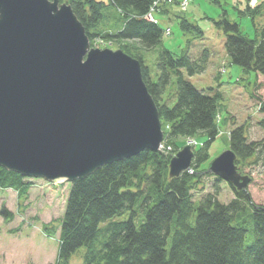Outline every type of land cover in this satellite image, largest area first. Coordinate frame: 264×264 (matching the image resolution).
Segmentation results:
<instances>
[{
	"label": "trees",
	"instance_id": "1",
	"mask_svg": "<svg viewBox=\"0 0 264 264\" xmlns=\"http://www.w3.org/2000/svg\"><path fill=\"white\" fill-rule=\"evenodd\" d=\"M59 1L71 6L90 46L97 39L110 42L141 63L142 79L157 107L164 137L162 150L144 149L69 182L54 264H68L80 247H84L85 264H264V204L229 184L234 198L220 202L219 183L225 181L208 173L222 96L205 94L184 77V72L192 76L205 70L207 52L191 58L185 51L177 55L164 48L151 70L145 64V52L157 48L164 34L158 22L145 18L156 0ZM210 1L222 7L225 0ZM248 1L238 10L251 19L252 37L242 32L237 21L228 19L225 10L218 20L209 19L222 29L223 47L231 62L264 78V27L258 28L255 22L264 0L254 7ZM159 10L168 12L165 6ZM179 25L194 31V38L203 36L201 27L185 17H180ZM258 100L263 114L258 125L264 131V98ZM245 127L234 125L228 132L240 173L248 164L264 166V137L249 139ZM196 136L206 140L193 147L190 167L170 177V159L182 147L176 139ZM204 174L213 176L214 190L195 202L192 191ZM30 184V177L0 166V190L12 189L21 197ZM0 213L11 217L4 206ZM247 231L254 237L250 245H245Z\"/></svg>",
	"mask_w": 264,
	"mask_h": 264
},
{
	"label": "water",
	"instance_id": "2",
	"mask_svg": "<svg viewBox=\"0 0 264 264\" xmlns=\"http://www.w3.org/2000/svg\"><path fill=\"white\" fill-rule=\"evenodd\" d=\"M163 140L141 63L121 49L90 48L71 6L59 0H0V166L69 182ZM189 145L169 176L188 170ZM230 149L208 171L245 190Z\"/></svg>",
	"mask_w": 264,
	"mask_h": 264
},
{
	"label": "rangeland",
	"instance_id": "3",
	"mask_svg": "<svg viewBox=\"0 0 264 264\" xmlns=\"http://www.w3.org/2000/svg\"><path fill=\"white\" fill-rule=\"evenodd\" d=\"M246 4L247 0H225L220 7L210 0H194L184 11L174 3L169 4L168 12L154 13V17L163 30L168 28L170 32L163 34L162 42L157 48L145 52L144 55L145 64L154 70L156 56L164 48L177 55L185 51L191 58H198L203 52H207L208 62L205 70L192 76L184 72V77L203 93L213 95L219 92L222 96L220 120L217 123L218 135L209 147V161L229 148L228 132L234 125L246 124L245 133L249 139L258 140L264 137V131L258 125L263 116L258 110V98H264V78L251 70L245 72L241 66L231 62L223 47L222 29L209 19L218 20L225 10L228 19L237 21L242 32L252 37L254 28L251 19L239 11L244 9ZM108 10L113 12L110 6ZM180 17L198 24L203 30V36L194 38V31L183 30L179 25ZM255 22L258 28L264 27V8ZM90 48L121 49L116 44L100 39L95 40L94 46ZM256 83L258 84L254 87ZM195 139L191 141V145L197 147L206 137L196 136ZM176 140L183 146L189 138ZM207 165L208 163L206 167ZM208 173L211 174L209 171ZM242 173L252 178L247 186L251 199L255 203L264 204V166L260 163L248 164L243 167ZM209 174H204L198 188L192 191L195 202H198L201 196L213 192L215 182ZM30 185L27 193L21 197L12 189L0 190V208L4 206L11 214V217L6 218L0 213V264L55 262L59 222L64 212L69 181L31 178ZM219 186L217 198L220 202L227 203L234 198V192L228 183L220 182ZM253 238L252 231H247L245 245H250ZM83 254L84 247L78 248L70 256L68 264H85Z\"/></svg>",
	"mask_w": 264,
	"mask_h": 264
},
{
	"label": "built area",
	"instance_id": "4",
	"mask_svg": "<svg viewBox=\"0 0 264 264\" xmlns=\"http://www.w3.org/2000/svg\"><path fill=\"white\" fill-rule=\"evenodd\" d=\"M190 0H183L181 6L184 8Z\"/></svg>",
	"mask_w": 264,
	"mask_h": 264
},
{
	"label": "crops",
	"instance_id": "5",
	"mask_svg": "<svg viewBox=\"0 0 264 264\" xmlns=\"http://www.w3.org/2000/svg\"><path fill=\"white\" fill-rule=\"evenodd\" d=\"M261 1V0H260Z\"/></svg>",
	"mask_w": 264,
	"mask_h": 264
}]
</instances>
